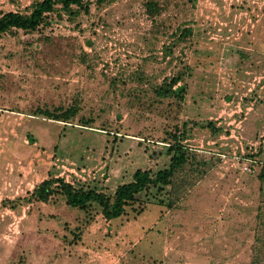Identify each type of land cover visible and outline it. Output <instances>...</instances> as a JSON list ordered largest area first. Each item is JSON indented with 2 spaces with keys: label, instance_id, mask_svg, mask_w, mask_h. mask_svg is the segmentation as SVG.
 Instances as JSON below:
<instances>
[{
  "label": "rangeland",
  "instance_id": "1",
  "mask_svg": "<svg viewBox=\"0 0 264 264\" xmlns=\"http://www.w3.org/2000/svg\"><path fill=\"white\" fill-rule=\"evenodd\" d=\"M36 1L0 0V15ZM59 14L0 35V264H264V0ZM178 75L183 99L161 87ZM71 107L69 121L41 112ZM177 142L174 183L119 218L28 201L50 177L112 194Z\"/></svg>",
  "mask_w": 264,
  "mask_h": 264
},
{
  "label": "trees",
  "instance_id": "2",
  "mask_svg": "<svg viewBox=\"0 0 264 264\" xmlns=\"http://www.w3.org/2000/svg\"><path fill=\"white\" fill-rule=\"evenodd\" d=\"M116 0H38L34 2L30 11L23 13L19 11H8L0 15V35L14 30L32 32L50 23L53 13L68 14L73 17L79 13H89L92 4L97 6L109 5ZM149 11L153 15L158 12L155 3L150 2ZM181 76L172 77L166 80L161 87L166 95H175L184 98L186 85L180 84ZM176 86V88H174ZM42 114L48 118L62 121H69L76 114L75 108H59L52 112L42 110ZM168 152L171 155L170 164L157 171L151 169H137L133 179L117 186L112 194H106L95 188L78 187L66 181L62 177H50L38 184L28 197L29 202H48L55 194H62L67 205L86 210L91 205L100 207L101 213L106 220L121 217L126 207L137 199V196L151 187L162 189L174 183V178L181 172L189 160V151L180 142L170 145Z\"/></svg>",
  "mask_w": 264,
  "mask_h": 264
},
{
  "label": "built area",
  "instance_id": "3",
  "mask_svg": "<svg viewBox=\"0 0 264 264\" xmlns=\"http://www.w3.org/2000/svg\"><path fill=\"white\" fill-rule=\"evenodd\" d=\"M244 170L250 171L251 169H250V167H249V166H247V165H244Z\"/></svg>",
  "mask_w": 264,
  "mask_h": 264
}]
</instances>
